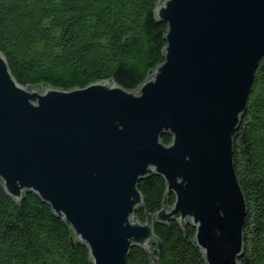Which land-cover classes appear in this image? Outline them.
I'll list each match as a JSON object with an SVG mask.
<instances>
[{
  "label": "water",
  "instance_id": "obj_1",
  "mask_svg": "<svg viewBox=\"0 0 264 264\" xmlns=\"http://www.w3.org/2000/svg\"><path fill=\"white\" fill-rule=\"evenodd\" d=\"M154 14L167 24L164 60L134 90L113 79L23 85L0 51L1 184L47 202L93 264H127L135 246L156 264L154 222L173 218L195 228L205 264H241L247 202L233 135L264 57V0H157ZM152 174L174 202L143 222L137 184Z\"/></svg>",
  "mask_w": 264,
  "mask_h": 264
},
{
  "label": "trees",
  "instance_id": "obj_2",
  "mask_svg": "<svg viewBox=\"0 0 264 264\" xmlns=\"http://www.w3.org/2000/svg\"><path fill=\"white\" fill-rule=\"evenodd\" d=\"M157 0H0V51L23 85L61 89L113 79L134 90L164 60L167 24L156 18ZM234 166L247 202L241 264H264V57L259 61L242 123L234 133ZM160 140L169 144L170 134ZM145 221L174 195L162 176L137 184ZM162 243L151 252L156 264H205L195 228L173 218L154 222ZM0 264H93L87 246L63 218L32 191L9 195L0 180ZM127 264H151L133 247Z\"/></svg>",
  "mask_w": 264,
  "mask_h": 264
}]
</instances>
